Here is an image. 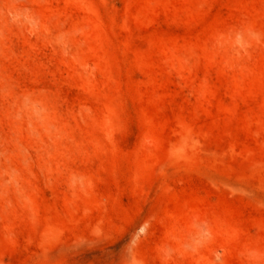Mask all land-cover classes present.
<instances>
[{"label": "rangeland", "instance_id": "374dc122", "mask_svg": "<svg viewBox=\"0 0 264 264\" xmlns=\"http://www.w3.org/2000/svg\"><path fill=\"white\" fill-rule=\"evenodd\" d=\"M0 264H264V0H0Z\"/></svg>", "mask_w": 264, "mask_h": 264}]
</instances>
